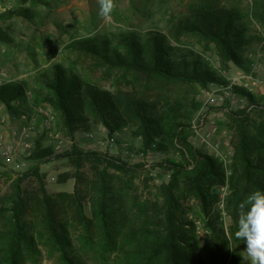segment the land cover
Wrapping results in <instances>:
<instances>
[{"label": "trees", "instance_id": "obj_1", "mask_svg": "<svg viewBox=\"0 0 264 264\" xmlns=\"http://www.w3.org/2000/svg\"><path fill=\"white\" fill-rule=\"evenodd\" d=\"M254 23L264 31V0H252L247 14L239 8L206 3L175 24L171 33L177 41L182 36L197 37L206 49L214 45L224 63L246 67L244 52L257 41L251 35ZM0 38L5 36L0 34ZM70 49L91 56L111 70L130 72L146 80L201 88L228 83L200 53L175 46L162 33L150 32L145 38L130 33L115 47L108 39L78 40ZM44 87L47 93L39 91L42 100L55 109L59 125L68 135L87 130L94 122L102 124L110 136L131 128L141 139L144 153L179 152L183 161L159 163L173 172L172 178L160 186L161 195L155 201H143L135 193L132 178L143 164L131 165L108 154L74 148L60 157L78 166L73 175L77 180L75 191L50 194L40 163L51 158L53 151H41L37 146L26 157L35 163L25 173H16L15 179L11 177L10 192L0 199V264H40L43 251L60 264L232 263L228 235L232 244H244L234 236L239 205L249 193L264 191L263 105H256L252 115L247 110L239 113L227 207L233 223L226 233L219 213L213 210L218 200L216 187L227 181L225 168L192 144L190 117L180 102H170V93L154 87L125 93L109 91L63 65L54 66ZM234 90L253 100L250 93ZM24 95L23 83L0 86V102L10 110ZM156 96L158 99L153 100ZM82 163L92 166L91 178L81 171ZM29 179L36 184L31 189L25 187ZM185 191L201 206L210 231L207 237H198L195 224L181 215Z\"/></svg>", "mask_w": 264, "mask_h": 264}, {"label": "rangeland", "instance_id": "obj_2", "mask_svg": "<svg viewBox=\"0 0 264 264\" xmlns=\"http://www.w3.org/2000/svg\"><path fill=\"white\" fill-rule=\"evenodd\" d=\"M251 1L115 0L116 7L111 18L102 21L98 16L97 0H0V34L5 36L4 40L0 38V86L7 83H23L25 87V95L13 103L12 110L0 102V140L4 143L0 146V199L10 192L13 182L11 177L15 179L16 173H25L35 163L26 157L33 154L37 146H40L41 151H53L51 158L43 159L40 163L41 170L47 176L46 187L50 194L75 191L77 180L73 175L78 166L71 160L60 157L74 148L108 154L131 165L143 164L144 167L132 175L135 193L143 201H155L157 196L161 195L160 186L169 183L172 178L173 172L158 164L168 159L183 161L179 152L144 153L141 139L134 136L131 128H124L110 136L102 124L94 122L89 129L68 135L60 127L55 109L44 102L39 93L45 91L44 81L51 76L54 66L63 65L109 91L119 90L125 93L154 87L170 93V102H180L184 113L190 117L193 125L190 134L192 144L223 164L227 181L224 185L216 187L217 202L223 198L228 207L230 180L234 176L233 165L239 137V113L247 110L252 115L256 105L264 106V39L258 40L260 37L264 38V31L256 23L252 25L251 35L255 36L257 41L244 52L247 58L246 67L224 63L214 45L206 49L205 43L197 37L182 36L177 41L172 37L171 31L175 24L191 16L206 3H215L216 7L229 9L239 8L243 14H247ZM20 12L22 14L19 15ZM150 32L165 34L175 46L200 53L228 83L211 84L208 88H201L182 83H163L156 79L146 80L130 72L111 70L91 56L70 49V45L78 40L108 39L115 47L122 37L130 33L145 38ZM238 71L251 75L253 80L249 87L238 86L234 89L250 93L253 100L233 90L231 98L220 100L216 105H206L205 123L195 127L202 118V109L208 93L212 89L228 85ZM253 81L256 84H252ZM157 96L153 100H157ZM162 104L163 102L161 106ZM194 104H197L198 108H194ZM25 126L30 128L28 137L21 134ZM202 137H208L214 145H218L220 155L215 150L208 149ZM24 143L30 144V147H26ZM80 169L87 177L93 176L90 164L82 163ZM33 181L27 180L25 187H35ZM85 185L86 183H82L83 187ZM181 203V215L185 221L195 224L198 237L210 235L198 201L185 191ZM214 211L219 213L218 210ZM86 212L91 214L89 207ZM232 223L229 214L230 227ZM232 245L235 250L232 251L234 257L230 264H241L239 253L246 245ZM43 255L39 260L40 264H60L55 259H49L45 251Z\"/></svg>", "mask_w": 264, "mask_h": 264}, {"label": "clouds", "instance_id": "obj_3", "mask_svg": "<svg viewBox=\"0 0 264 264\" xmlns=\"http://www.w3.org/2000/svg\"><path fill=\"white\" fill-rule=\"evenodd\" d=\"M99 5L98 16L102 21L111 18L116 7L115 0H97ZM213 210H218L221 222L226 233H229V213L227 203L221 198ZM237 231L234 236L244 241L245 249L239 253L241 264H264V191L256 190L247 195L240 203L237 216ZM228 247L234 251L232 236L228 235Z\"/></svg>", "mask_w": 264, "mask_h": 264}, {"label": "built area", "instance_id": "obj_4", "mask_svg": "<svg viewBox=\"0 0 264 264\" xmlns=\"http://www.w3.org/2000/svg\"><path fill=\"white\" fill-rule=\"evenodd\" d=\"M253 80V77L251 75H248L247 73L243 72V71H238L236 76L233 77L230 80V83L226 86H221V87H217L216 89H212L209 93H208V97H207V101L205 103V105L203 106L202 109V118L199 122V125L195 126V127H199L204 125L205 123V117L207 115V111H206V105L210 104V105H216L219 104L220 100H227L229 98H231V96L233 95V90L234 87H238V86H245V87H249V83ZM252 84H256L254 81L252 82ZM252 90V89H250ZM29 131L30 128L25 126L22 128L21 134L22 136L28 137L29 136ZM202 141L207 144L208 149H213L215 150V152H217V154L220 155L219 150H218V145H214L208 137H202ZM3 141L0 140V146H3ZM26 147H30V144L28 143H24ZM8 152V151H7Z\"/></svg>", "mask_w": 264, "mask_h": 264}]
</instances>
